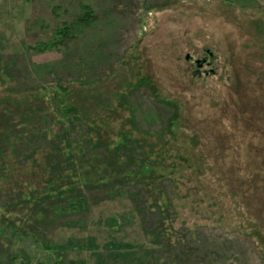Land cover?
<instances>
[{
  "label": "rangeland",
  "instance_id": "rangeland-1",
  "mask_svg": "<svg viewBox=\"0 0 264 264\" xmlns=\"http://www.w3.org/2000/svg\"><path fill=\"white\" fill-rule=\"evenodd\" d=\"M0 264H264V0H0Z\"/></svg>",
  "mask_w": 264,
  "mask_h": 264
},
{
  "label": "trees",
  "instance_id": "trees-1",
  "mask_svg": "<svg viewBox=\"0 0 264 264\" xmlns=\"http://www.w3.org/2000/svg\"><path fill=\"white\" fill-rule=\"evenodd\" d=\"M230 3L232 4H244L247 2V0H228ZM81 10L83 11V14H82V17H78V18H88L89 16L92 15V10L90 9L89 6L87 5H82L81 6ZM77 25H70V24H63L62 26H59V27H56L55 28V37H59V39L57 38H53L52 40L46 42V43H41L39 46H38V50L40 51H45L47 49H52L54 48L55 46H57L59 43H60V40L63 39V38H67L70 36L71 33L74 32V28H76ZM56 99L55 101L58 102V97L55 96ZM151 168V165L148 164V163H142L141 166H139L138 168V175H141V174H145V173H148L149 170ZM79 204V203H77ZM81 204V203H80Z\"/></svg>",
  "mask_w": 264,
  "mask_h": 264
},
{
  "label": "water",
  "instance_id": "water-1",
  "mask_svg": "<svg viewBox=\"0 0 264 264\" xmlns=\"http://www.w3.org/2000/svg\"><path fill=\"white\" fill-rule=\"evenodd\" d=\"M188 57V56H187ZM202 62H204V60H199V59H197L196 61H195V63H196V65L197 66H201L202 65ZM198 72V71H197Z\"/></svg>",
  "mask_w": 264,
  "mask_h": 264
}]
</instances>
